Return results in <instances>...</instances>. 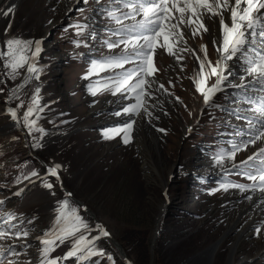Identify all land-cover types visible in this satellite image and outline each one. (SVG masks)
Wrapping results in <instances>:
<instances>
[{"label": "rangeland", "instance_id": "374dc122", "mask_svg": "<svg viewBox=\"0 0 264 264\" xmlns=\"http://www.w3.org/2000/svg\"><path fill=\"white\" fill-rule=\"evenodd\" d=\"M81 2L80 8L85 10L81 13L78 11L80 8L77 9L71 17L74 23L56 30L53 37L47 35V40L41 43L44 52L38 66L42 70L40 79L33 78L18 92L20 100L24 101V106L18 109V117L21 118L20 125L26 134L25 139L9 123L10 117L5 114V98L11 94L10 90L23 83L27 73L26 66L20 70V75L15 80L0 75L5 81L0 84L4 88V92L0 93V200H4V204L0 205V226L8 228L9 225L2 223L6 219L2 214L13 213L17 219L11 223L17 225V228L12 231L29 232L27 238L16 240L13 237L0 241V244H15L20 250V244L26 241L30 247L26 249L27 254L21 255L18 260H31L32 264H36L40 259L38 250L41 245L37 237L48 231V228H43V221L38 220L42 213L39 198L42 199L45 195L38 193L40 190L33 189L21 199L19 196L8 198V194L19 185L16 181L18 177L21 178L25 163L30 165L32 162L30 173L41 170L38 159L30 156L34 154L50 166L58 164L57 162L67 164L68 170L65 173L61 170L64 181L59 169L58 182L65 189L66 186L71 189L73 200H80L82 197L89 204L87 213L95 221L108 225L111 232L104 226L112 241L116 242L113 244L129 257L131 264H264V193L256 187L245 191L238 188H229L227 191L220 189L209 194L211 189H219L222 183L252 185L253 181L240 173L250 171L255 174V168L260 167V161L264 160V156L258 155L248 165L234 166L264 148V141H257L255 145H248L245 149L247 134L243 137L235 135L242 128L246 131V122L232 115L234 108L250 107L239 100L244 92L232 86L231 89L218 92L214 97L215 104L227 111L205 105L199 122L183 138L186 127L195 121L204 105L202 96L196 91L191 79L194 74L199 73V61L194 58L192 50L195 49L201 59H204L200 46L207 45V58L215 64L219 56L213 40H217L219 36V31H215V21L219 26V17L215 21L207 16L203 17L209 32L202 36L193 37L191 29L180 26L187 41L177 49V55L183 56L181 61H177L164 49H156L154 67L158 71L149 78L152 82L148 89L151 96L143 97L147 100L145 107L152 115L141 110L139 115H132L135 116L132 118L124 114L115 115L128 105V102L127 105L120 103L130 99H125L120 93L113 95L109 90L108 78L114 76L115 72H111L113 69L108 71L109 69L101 70L97 67L88 79L83 78L89 72L92 60L115 54L101 43L108 39L105 28L115 26L97 10L100 6L110 7L108 0H101V5H96L93 0H89L87 5L81 0H0V8L5 10L17 4L9 17L0 16V50L6 51L4 42L8 39L36 41L44 37L50 29L58 28L56 24L62 21L74 5ZM83 20L89 25L92 23L91 27L95 29L92 31L97 33V43L93 39L89 42V26L80 36L76 35L75 27H70L84 24ZM99 21L102 22L101 25ZM225 21L227 22L226 18ZM73 40L81 41L80 46L85 49L80 51ZM220 41L222 43V39ZM183 48L188 51H179ZM32 50L34 51V45ZM26 55L31 56V53ZM227 65L231 73L229 85L239 84L244 75L242 60L233 59L227 61ZM130 67L133 65H125L126 69ZM233 67L240 71L232 70ZM4 71L0 61V73ZM208 73L209 69L206 67L204 74ZM207 82L214 83L215 77H210ZM161 84L164 85L162 89ZM90 85L96 95L89 92ZM37 86L41 88V99L51 100L52 103V107L47 105L39 113L42 118L38 121V126L53 129L51 134H46L42 139H39L38 132L29 135L22 122L23 113L31 104ZM247 94L253 100L264 96V92L259 91V85L255 84ZM126 95L134 98L132 94ZM176 97L180 100L177 101ZM20 100L10 102L16 107ZM246 114L249 117L255 115L253 112ZM33 118H36V114ZM112 119H119L120 122L108 124V127L104 125L107 120ZM129 119L135 123L128 144L123 143L122 133L112 139L104 138L106 130L122 127ZM61 127L66 131H63L62 136L55 135L57 128ZM160 128L166 131H158ZM63 136L67 137L61 140L60 137ZM38 139L43 146L34 148L32 145ZM233 143L239 148L235 158L225 159L223 165L218 166L215 162L217 153L221 150L231 151ZM177 161L179 165L176 166ZM15 174L18 177H14ZM57 195L61 196V192L55 193L56 197ZM45 197L50 199V194ZM34 210L39 211L36 214L33 213ZM86 216L88 217L87 214ZM29 220H33V223L29 224ZM156 228L159 232L155 235ZM256 228L261 229L260 235L256 234ZM154 236L153 260L150 263ZM107 239L110 247L107 249L116 258V264H125L111 239ZM216 241L217 245L214 244ZM8 259L17 258L9 256ZM248 259L251 260L247 262Z\"/></svg>", "mask_w": 264, "mask_h": 264}, {"label": "snow or ice", "instance_id": "6c2138e0", "mask_svg": "<svg viewBox=\"0 0 264 264\" xmlns=\"http://www.w3.org/2000/svg\"><path fill=\"white\" fill-rule=\"evenodd\" d=\"M79 2V0H77ZM96 5H101V0H93ZM110 7L100 6L97 10L106 16L110 22L114 23V27H106L105 32L108 34V39L102 40L101 43L109 50L121 49L119 54H111L102 57L100 60H92L89 72L85 74L84 79H88L97 67L101 70L104 69H121L122 71L115 72L113 77H109L110 88L113 95L120 93L132 94L135 103H129L123 107L122 111H117L115 115L122 114L139 115L143 110L147 115L152 114L148 112L145 107L147 100L143 99L145 96H151L148 89L151 88L152 82L149 78L153 77L158 71L154 67V53L157 48L164 49L169 55L174 56L177 61H181L183 56L177 55L178 46L181 43L186 44L187 41L184 37V31L181 25L185 28L191 29L193 37L202 36L204 33L209 32V28L203 22V17L207 16L208 19L215 20L219 17L218 25L222 31V43L220 40H213V45L216 48L219 59L212 63L207 58V45H201V51L204 53V59L193 49L194 58L199 61V73H196L191 78L195 85V89L202 96L204 105H211L213 107H220L216 105L214 97L218 92H222L224 88L229 85L230 69L228 68L227 61L233 59L242 60L244 64V75L241 76L239 84L231 85L232 87L240 88L244 94L239 97V100L246 102L250 105L247 109L234 108L232 115L237 119L246 122L245 129L238 130L235 135L243 137L247 134L248 139L244 144L246 149L248 145H255L257 141H264V96L259 100H253L248 94V90L252 85H259V91L264 92V0H108ZM87 5L89 0H83ZM127 11H124V10ZM85 9L80 8L78 11L81 13ZM15 11V5L7 7V9L0 8V16L9 17ZM225 13L229 14V19L225 21ZM178 14V15H177ZM140 17V19H137ZM125 21H130L125 23ZM11 25H9V28ZM76 28V35H83L85 29L88 28L87 24L70 25ZM67 31V29H65ZM93 40L97 38V33L91 31L88 33ZM115 37V39H112ZM77 47L80 46L81 41H72ZM34 45V51L32 46ZM87 46V45H85ZM4 50H0V61H2V68L5 70L0 75L7 76L11 80H15L20 75V70L26 66V72L22 84L18 85L16 89H12L11 95L7 97L8 101L20 100L18 92L29 83L33 78L40 79L41 69L33 61L42 51L41 41L36 40H20L8 39L4 42ZM179 51L186 52L187 48L179 49ZM30 52L31 56L26 55ZM126 64H131L133 67L125 68ZM209 69L207 75L204 74L205 68ZM183 71V67H181ZM215 77V82L208 84V79ZM5 83L0 80V84ZM171 83V82H170ZM160 88H164L161 84ZM89 92L96 95V91L92 86H89ZM166 91V90H165ZM4 92V88L0 87V93ZM41 88L37 86L34 89L31 104L24 111L22 116L23 126L27 128L29 135L33 132L45 134V130L38 126V121L42 118L39 113H42L47 105L40 103ZM128 98L127 95L124 96ZM179 101L180 98L176 97ZM254 107H251L253 106ZM24 106V101L16 107H8L6 113L10 116L11 120L16 124L21 123V118L18 117V109ZM253 112L254 116L249 117L246 113ZM36 114L35 119H30L33 114ZM135 121L129 119L122 127H115L104 132L105 139H112L116 135L123 134V143L130 142V134L133 130ZM160 132H165L163 128L157 129ZM13 139H16L15 137ZM35 139V137H34ZM34 148H40L43 145L37 140L32 145ZM238 146L233 143L231 151L221 150L217 153L215 162L218 166H222L225 159H234L235 153L238 151ZM264 156V148H260L258 153L248 156L245 161H242L235 167H242L248 165L249 162L254 161L257 156ZM260 167L255 168V174L250 171H242L240 174L246 176L252 185L244 184H221L219 189H211L210 193L216 192L220 189L227 191L229 188H238L240 191H245L247 188L259 187V190L264 193V160L260 161ZM62 166L59 164L50 166L46 170V176L43 181V186L49 190L54 188V185L48 182L47 177H54L60 181L59 169ZM254 167V166H253ZM39 173L32 171L28 176L23 179L28 180L31 177H38ZM17 183L21 180L18 177ZM62 186V185H61ZM20 191L14 195H20ZM55 195V193H52ZM71 193H66V197H70ZM251 199V197H248ZM4 204V200H0V205ZM57 213L53 229H50L41 237H37L41 247L39 248V264H61L69 258H75L77 264L84 261H90L92 257H104L107 254L103 249H98L95 246V241L100 236L107 237L110 234L102 225H96L100 230V236H95L89 239L84 235L81 229L88 230V225L78 215V211L72 208L69 200L66 198L62 201H57L55 208ZM3 224L9 225L8 228L0 226V241L15 238H27L29 232L27 230H16L17 225L12 224L13 220L17 217L13 213H3ZM34 219V218H33ZM23 223V220H21ZM29 224L33 220L28 221ZM257 235L261 234V229L256 228ZM72 238V247L67 251L63 257H53L51 253L55 251L58 246L57 242L63 244L66 240ZM30 247L26 241L20 244V250L17 249L15 244L4 245L0 244V264H32L31 260L19 261L21 255H26V249ZM9 256L16 257V260L8 259ZM109 261L112 260L110 255H107ZM99 264V261L96 262Z\"/></svg>", "mask_w": 264, "mask_h": 264}, {"label": "crops", "instance_id": "0c3cea01", "mask_svg": "<svg viewBox=\"0 0 264 264\" xmlns=\"http://www.w3.org/2000/svg\"><path fill=\"white\" fill-rule=\"evenodd\" d=\"M40 103H41V105H48V107L51 106L50 105L51 100H47V99H43L42 98L40 100ZM31 118L34 119L33 116ZM63 131H66V130L63 127H61L60 130L55 133V135H58L59 134L60 136H62ZM55 135H54V137H55ZM67 136H63V137H60V138H62L61 140H64ZM57 163L59 165H61V166L64 167V171H63V167H62V169L60 168V172L62 170V172L65 173L68 170L67 164L64 163V165H62L61 162H57ZM38 172H41V170L38 171ZM62 172H61V175L63 176V181H64V174H62ZM47 180H48V182H52V184H53V181L56 182L55 184H53L54 185V188L53 189L49 190V189L45 188L43 186V181L44 180H41V181H39V182L31 185L28 188V191L25 192L24 195H23V196H25L26 193H28L29 191L32 192L33 189L40 190V191H38V193H43L45 196L48 193L50 194V199H46L45 196L42 199H41V197L39 198V201H41V205L40 206L42 207V211H41L42 213H41V215L39 214L40 215V219H38V220L39 221H43V223H44L43 228H45V229L48 228L47 230L53 229V225L55 223L56 216H57V213L55 212V208L57 207V201H62V200H64V199L67 198L69 200V202H70L71 207L77 209L78 215L88 225V230L81 229V231L84 233V235L86 237H88L89 239H91L92 237H95V236H100V230L96 228V222H95V220L87 213V211L84 209V207L81 206L80 203H82L83 206H85L86 208L89 207L88 206L89 204H87L86 201L82 199V197L80 198V200L79 199L73 200L72 197H66V195L58 188L59 184H58V182H57V180L55 178H53V177H47ZM64 185H65V183H64ZM66 189L69 190V193H71V194L73 193L71 191V189L67 188V186H66ZM53 192L54 193L61 192V196H58L57 195V197H56L54 195L56 197L55 198L53 196V194H52ZM29 194L30 193H28V195ZM71 196H73V195H71ZM44 198H45V200H43ZM51 198H52V200H51ZM71 200H72V202H71ZM46 203H49V205H46ZM38 211H35L34 210L33 213H36L37 214ZM42 214L45 215V216H43ZM86 214L88 215V217L86 216ZM20 216H22V212L20 213ZM98 216H99V214H98ZM38 220H36V221L39 222ZM102 223L105 224L106 228L110 231L108 225L106 223H104V222H102ZM107 241H108L107 238H105L104 236H100V238L95 241V246L98 249H103L104 252L107 255H110L112 257V260L111 261H109L107 259V255H106L104 257H92L90 261H84V262H81V264H96L97 261H99V264H116V258H114L112 252L107 249V247L110 248L109 247V244H108L109 242H107ZM57 244H58V246L55 248V251L51 253V256H53V257H63L64 254L67 251H69V249L72 247V238H70L69 240H66L63 244H60L59 242H57ZM54 255H56V256H54ZM62 262L66 263V264H77V261H76L75 258H69L68 260L62 261Z\"/></svg>", "mask_w": 264, "mask_h": 264}, {"label": "water", "instance_id": "95a60500", "mask_svg": "<svg viewBox=\"0 0 264 264\" xmlns=\"http://www.w3.org/2000/svg\"><path fill=\"white\" fill-rule=\"evenodd\" d=\"M74 1H77V0H74ZM74 3V2H73ZM15 6L17 5V4H14ZM78 5H74L72 8V10L71 11H69L68 13H66L65 15H64V17L61 19L62 21H64V20H66V18L76 9V7H77ZM71 8V7H70ZM61 21V22H62ZM61 22H59L58 24H56V27H58L59 25H60V23ZM53 31H54V29L52 28V29H50L49 30V32L47 33V34H45V36L44 37H41L40 39H39V41H41V43H42V41H44V40H47L46 39V36L48 35L49 37H52L53 36ZM40 54H41V52L39 53V55H38V57L40 56ZM36 63V65L38 66L39 65V63L38 62H35ZM1 80H4L3 79V77L1 76ZM28 84V83H27ZM27 84H25L24 85V87L27 85ZM23 87V88H24ZM16 89V88H15ZM21 90V89H20ZM11 95V94H10ZM9 96V95H8ZM7 96V97H8ZM7 97L5 98V102H6V109L8 108V107H13L12 106V104H11V102L10 101H8L7 100ZM203 107H204V105H202L201 106V108H200V110H199V116L195 119V121L194 122H192V123H190L187 127H186V131H185V133L183 134L184 136H183V138L185 137V136H187V133H188V131L199 121V119H200V116H201V114H202V109H203ZM7 114V113H6ZM8 115V114H7ZM11 119V118H10ZM10 123H11V125L12 126H14L17 130H19V132L21 133V134H23L22 136L24 137V139L26 138V134L24 133V131H22V129H20V127H19V124H16L14 121H12V120H10ZM114 123H116L115 121H113V122H111V121H109V122H105L104 124H106V125H108V124H114ZM44 130H45V134H43V136H41V134H40V137H39V139H42V138H45V135L46 134H51V130H53V129H49V128H44ZM38 139V140H39ZM30 156H33V157H35V158H37L38 159V161H39V163H40V165H41V167L43 168V170H44V173H40L39 174V176L38 177H31L30 179H28V180H26L22 185H21V188H20V190L21 189H25V188H27L28 186H31L32 184H34V183H36V182H38V181H40V180H42L43 178H45V176H46V170L49 168V166L44 162V161H41L40 159H39V157L38 156H36V155H32V154H30ZM177 165H179V162L177 161L176 162V166ZM62 184L61 183H59V186H58V188L60 189V190H62L63 192H65V193H69V191L67 190V189H65L63 186H61ZM83 206V205H82ZM86 210H88L85 206H83ZM96 222L97 223H99L97 220H96ZM100 225H103V224H100ZM159 232V230L156 228L155 229V235L157 234ZM109 238H111V236L109 235L108 236ZM154 240H155V236H154V238H153V240H152V243H151V247H152V249H151V257H150V263L152 262V260H153V246H154ZM112 244H113V241H112ZM214 244L215 245H217V241L216 242H214ZM113 246L120 252V254L122 255V257H123V260H124V263L125 264H131V261H130V259H129V257L123 252V251H121L120 249H119V247H117L115 244H113ZM216 248H214V250H215ZM216 252V251H215ZM205 254V253H204ZM215 254V253H214ZM203 256V255H202ZM251 259H248V260H246L247 262H249Z\"/></svg>", "mask_w": 264, "mask_h": 264}, {"label": "bare ground", "instance_id": "6f19581e", "mask_svg": "<svg viewBox=\"0 0 264 264\" xmlns=\"http://www.w3.org/2000/svg\"><path fill=\"white\" fill-rule=\"evenodd\" d=\"M225 18L227 19V21H228V19H229V14L228 13H225ZM215 21V20H214ZM217 22H218V20H217ZM215 31L217 30V32H218V34H219V36H218V38H217V40H221L222 39V31L219 29V26H217V23H216V21H215ZM214 31V32H215ZM216 32V33H217ZM216 36V35H215ZM37 59H38V56L35 58V60L33 61L34 63L35 62H37ZM232 70H235V71H240L238 68H236V67H233L232 68ZM26 75H28L27 73H26ZM19 127H20V129H22V127H21V125L19 124ZM23 131V130H22ZM48 165V164H47ZM49 167H50V165H48ZM111 239V241L113 240L112 238H110ZM113 242H115V241H113ZM116 243V242H115ZM207 264H209V262H207Z\"/></svg>", "mask_w": 264, "mask_h": 264}, {"label": "trees", "instance_id": "16d2710c", "mask_svg": "<svg viewBox=\"0 0 264 264\" xmlns=\"http://www.w3.org/2000/svg\"><path fill=\"white\" fill-rule=\"evenodd\" d=\"M31 161H33V159H29ZM32 162L30 163V165H28L27 163H25V165L22 168V174H21V178L23 179L24 176H28L30 174V171L32 169Z\"/></svg>", "mask_w": 264, "mask_h": 264}, {"label": "flooded vegetation", "instance_id": "af4514ba", "mask_svg": "<svg viewBox=\"0 0 264 264\" xmlns=\"http://www.w3.org/2000/svg\"><path fill=\"white\" fill-rule=\"evenodd\" d=\"M198 258H200V256Z\"/></svg>", "mask_w": 264, "mask_h": 264}]
</instances>
